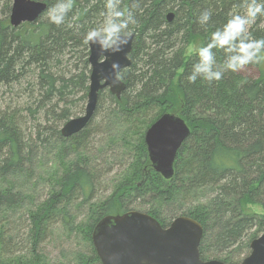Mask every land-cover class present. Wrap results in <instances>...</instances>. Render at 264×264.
<instances>
[{
	"label": "trees",
	"instance_id": "16d2710c",
	"mask_svg": "<svg viewBox=\"0 0 264 264\" xmlns=\"http://www.w3.org/2000/svg\"><path fill=\"white\" fill-rule=\"evenodd\" d=\"M39 1L46 3L44 13L13 27L12 0H0V95L15 88L26 93V101L10 98L5 106L0 101V264H52L36 247L56 223L90 243L91 252L77 253L73 263L100 264L92 229L103 216L128 210L124 197L142 198L146 212L163 226L170 222L165 209L173 217L199 221L202 259L241 260L249 242L264 230V215L247 206L264 208V63L248 65L259 69L255 78L230 70L211 84L200 77L190 83L188 77L213 32L233 16H244L252 0H122L120 9L131 11L135 20L129 25L135 34L130 65L119 73L126 88L120 98L101 89L92 118L69 137L60 128L83 113L89 88V48L83 40L103 26L106 0H73L59 26L49 22L48 12L60 0ZM170 11L174 16L167 21ZM205 11L211 16L201 24ZM247 31L251 39H264V15ZM191 42L195 51L186 56ZM212 52L216 66L226 61L223 49ZM167 111L190 128L170 179L151 168L144 143L146 128ZM28 119L29 134L24 131ZM46 154L56 167L52 176L40 177L37 170ZM125 156L128 165L110 196L90 203L101 171H110L108 163L120 166ZM38 184L45 187V198L32 203ZM75 198L87 203L86 221L72 215ZM25 206L21 228L26 233L19 228L21 237L13 242L7 227ZM26 240L27 253L7 250L11 242L14 247Z\"/></svg>",
	"mask_w": 264,
	"mask_h": 264
},
{
	"label": "water",
	"instance_id": "95a60500",
	"mask_svg": "<svg viewBox=\"0 0 264 264\" xmlns=\"http://www.w3.org/2000/svg\"><path fill=\"white\" fill-rule=\"evenodd\" d=\"M46 3L38 0H12L9 23L18 27L35 22L45 11ZM173 12L166 15L171 21ZM134 33L121 51H101L98 43H89L90 65L87 101L82 114L70 117L60 128L64 137L81 131L92 118L98 92L107 88L120 98L126 83H113L112 64H119V73L130 65L129 53ZM187 122L173 112H163L145 130L144 143L151 168L163 178L174 175V161L178 148L189 135ZM203 235L201 223L187 215L174 217L163 226L151 214L127 210L107 214L92 229L91 242L100 264H264V230L249 242V253L239 262L217 258L202 259L199 244Z\"/></svg>",
	"mask_w": 264,
	"mask_h": 264
},
{
	"label": "clouds",
	"instance_id": "9594fccd",
	"mask_svg": "<svg viewBox=\"0 0 264 264\" xmlns=\"http://www.w3.org/2000/svg\"><path fill=\"white\" fill-rule=\"evenodd\" d=\"M122 0H106L107 16L102 27L88 31L83 43H98L101 51L118 52L128 44L132 36L129 25L135 20L131 11L120 9ZM73 0H60L48 12V20L57 26L64 23L68 12L72 9ZM138 5H133V8ZM258 15H264V4H257L252 0L247 4L244 16H233L224 25L222 30L213 32L210 42L206 47L198 51L199 62L194 65L192 74L188 77L190 83H194L198 77L211 84L219 81L225 71L239 72L249 64L264 63V39H251L247 29L255 22ZM211 13L205 11L201 14L199 22L206 23ZM213 48L223 49L227 53L226 61L216 66ZM119 64L113 63L115 72L113 83H119L122 77L119 74Z\"/></svg>",
	"mask_w": 264,
	"mask_h": 264
},
{
	"label": "rangeland",
	"instance_id": "374dc122",
	"mask_svg": "<svg viewBox=\"0 0 264 264\" xmlns=\"http://www.w3.org/2000/svg\"><path fill=\"white\" fill-rule=\"evenodd\" d=\"M194 51H195V44L191 42L188 46H186L185 55L189 56L193 54ZM240 73L245 77L255 78L259 75V69L256 66H246L243 70L240 71ZM17 97H21L23 98L22 100L26 101V93L24 92L23 88L21 89L15 88L14 90H5L3 94L0 95V101L2 105L5 106L10 98L15 99ZM24 131L26 133L29 132V119L26 123ZM33 135H35V131H33ZM42 153L43 152H40L38 156L41 157ZM120 154L122 153L120 152ZM46 162L48 163V166H45ZM122 162L123 164H120V166H113L111 163H108V167L111 168L110 171L108 173L107 171L106 172L101 171L102 176L100 179H98V186L95 192L92 194L94 199L91 200L90 203L99 204L102 202V200L110 196L112 190L114 189L113 186L120 180V176H122L123 174L122 170L126 168L128 165V160L126 156L123 157ZM41 163H42V167L41 169L38 168L37 174L40 175V177H48V175L52 176L54 173V169L56 167V162L54 161L52 156H50V154H46L43 158H41ZM104 168H106V166H104ZM35 181L36 180H33L32 182ZM29 186H30V182H29ZM45 194H46L45 187L42 184H38V187L36 188L35 191V195H38V197L34 198L32 203H36L37 201L44 199ZM140 200L143 201L142 198ZM140 200L124 197L122 202H123V206H125V208L128 210L134 209V210L146 212L148 210V205L143 204L144 202L142 203ZM72 202H75L72 206L73 217L76 215L77 221H82V220L86 221V218L88 216L87 203L82 201V198H75ZM247 206L252 211L264 215V208L261 205L248 203ZM25 210H26V206L21 208V210H19L18 212L13 213V216L10 218V223L7 227V230L13 236L14 238L13 242L17 241L19 237H21L20 233L18 232L19 228L21 231H24L26 233V228L25 229L21 228L23 223L27 220ZM174 217L172 216V214L168 213L165 209L164 218L167 221L168 220L171 221ZM48 230H50V233L45 235L46 237L42 240V242L38 243V247H36V250L44 254L52 264H76L73 263L72 260L75 258L77 253L88 254L91 252L90 243L82 240L81 239L82 236L78 231L77 233L73 232L68 235L67 228L62 226L60 223H56L52 225L51 227L48 228ZM27 248H29L30 251L28 240H26L22 244L17 243L16 246L14 247H12V242H11L7 250H11V251L18 250L23 253H27L28 250ZM249 250L244 252L242 258L249 253ZM21 252H17V255L21 256Z\"/></svg>",
	"mask_w": 264,
	"mask_h": 264
},
{
	"label": "bare ground",
	"instance_id": "6f19581e",
	"mask_svg": "<svg viewBox=\"0 0 264 264\" xmlns=\"http://www.w3.org/2000/svg\"><path fill=\"white\" fill-rule=\"evenodd\" d=\"M39 1V0H38ZM42 2V1H41ZM46 10V9H45ZM135 35V34H134ZM132 43H133V41H132ZM131 52V51H130Z\"/></svg>",
	"mask_w": 264,
	"mask_h": 264
}]
</instances>
